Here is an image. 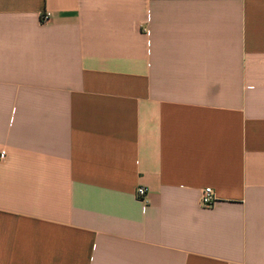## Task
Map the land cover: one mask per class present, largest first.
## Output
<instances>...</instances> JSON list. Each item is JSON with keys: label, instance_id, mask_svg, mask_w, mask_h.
<instances>
[{"label": "crops", "instance_id": "1", "mask_svg": "<svg viewBox=\"0 0 264 264\" xmlns=\"http://www.w3.org/2000/svg\"><path fill=\"white\" fill-rule=\"evenodd\" d=\"M3 151L0 264H264V0H0Z\"/></svg>", "mask_w": 264, "mask_h": 264}, {"label": "built area", "instance_id": "2", "mask_svg": "<svg viewBox=\"0 0 264 264\" xmlns=\"http://www.w3.org/2000/svg\"><path fill=\"white\" fill-rule=\"evenodd\" d=\"M50 13H47L45 15V19L48 21L50 17ZM6 157V152L3 151L0 158L4 160ZM149 189L145 186H140L136 189L135 191V197L138 201L140 202H145L147 199V196L149 194ZM202 196H201V203L204 207H210L214 204L215 202V197H214V191L212 188H204L201 190Z\"/></svg>", "mask_w": 264, "mask_h": 264}]
</instances>
